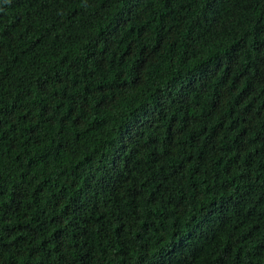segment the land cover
<instances>
[{
	"label": "trees",
	"instance_id": "obj_1",
	"mask_svg": "<svg viewBox=\"0 0 264 264\" xmlns=\"http://www.w3.org/2000/svg\"><path fill=\"white\" fill-rule=\"evenodd\" d=\"M0 264H264V0H0Z\"/></svg>",
	"mask_w": 264,
	"mask_h": 264
},
{
	"label": "clouds",
	"instance_id": "obj_2",
	"mask_svg": "<svg viewBox=\"0 0 264 264\" xmlns=\"http://www.w3.org/2000/svg\"><path fill=\"white\" fill-rule=\"evenodd\" d=\"M126 83H127V82H124V83H122L120 86H121V87H125V86H126ZM140 107H142V105H141Z\"/></svg>",
	"mask_w": 264,
	"mask_h": 264
}]
</instances>
